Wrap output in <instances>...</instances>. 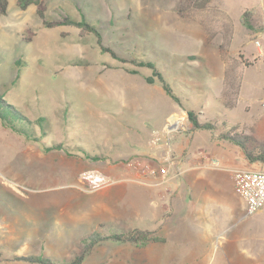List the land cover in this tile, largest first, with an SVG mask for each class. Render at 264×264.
<instances>
[{"label": "rangeland", "instance_id": "1", "mask_svg": "<svg viewBox=\"0 0 264 264\" xmlns=\"http://www.w3.org/2000/svg\"><path fill=\"white\" fill-rule=\"evenodd\" d=\"M6 1L7 13L0 16V96L27 120L18 125L21 135L0 122V260L38 264L17 258L32 255L49 259V264H70L90 246L81 264H166L171 258L161 257L160 244L108 240L92 244V235L112 236L134 227L127 218L114 217L110 195L115 193L108 194L111 203L102 193L113 185L90 191L79 178L89 170L116 181L135 175L130 166L138 160L133 156L138 147L133 135L153 133L165 112L153 107V91L151 96L138 93L143 107L130 114L119 104L122 85L108 81L107 70L128 68L145 79L150 69L136 64L149 61L161 71L182 108L204 107L205 120L211 115L221 122L242 120L241 112L228 115L221 107L219 85L203 65L195 62L194 70L187 67L184 56L200 52L202 46L174 29V22L185 17L179 12L184 3L46 2L47 20L69 17L87 22L114 58L99 48L93 33L73 25L46 28L36 15V5L21 10L18 0ZM228 1L237 7L253 0ZM258 110L253 103L250 115ZM244 132L253 141L248 148L264 146L260 130L251 131L254 135ZM58 145L62 147L56 149ZM242 152L213 158L215 168L227 175L235 168L249 169L251 163ZM255 169L264 172V163L256 162Z\"/></svg>", "mask_w": 264, "mask_h": 264}, {"label": "crops", "instance_id": "2", "mask_svg": "<svg viewBox=\"0 0 264 264\" xmlns=\"http://www.w3.org/2000/svg\"><path fill=\"white\" fill-rule=\"evenodd\" d=\"M210 8L222 12L232 29L227 60L223 59L219 48L223 37L220 34L210 35L207 24L179 17L174 22V29L188 42L201 44L200 52L184 56L188 61L187 67L194 70L193 65L198 62L208 70L209 78L219 85L216 95L221 107L228 111V115L235 111L242 113L241 121L225 120L224 124L232 132L247 138V143L251 145L253 141L244 131L253 134L251 131L260 130L264 134V117L260 108L264 99V57L261 56L264 51V0H253L251 4L237 7L228 0H213ZM244 12L254 15V29L249 30L243 23ZM217 19L219 17L214 20ZM225 20L223 22L226 23ZM254 39L260 40V47L254 45ZM229 61L236 62V69L230 72L236 80L238 95L235 105L227 109L223 87L229 72ZM107 71L108 81L122 85L119 104L130 114L143 107L138 97L141 92H149L151 96L154 91L153 107L165 109L153 133L146 136L134 133V144L138 147L133 150V156L154 167L165 165L167 175L150 177L132 174L130 178L119 177L113 187L102 190L110 203V196L114 198V217L127 218L134 227L132 230H143L163 238L162 242L153 245L162 246L161 257L171 258L166 264H264V211L246 214L245 203L234 192L231 173L227 175L208 163L215 157H226L242 149L219 138V131L192 130L190 124L188 134H173L167 148L162 137L166 123L174 116H186L188 111L194 110L182 108L168 97L158 83L149 85L144 78L132 75L124 68ZM253 103H257L259 108L254 116L250 115ZM194 112L199 114L202 122L223 123L214 115L205 120L204 107ZM241 130L243 133H239ZM158 137L160 141L155 142ZM255 163H251L247 170H256ZM111 191L116 197L114 194L108 196ZM3 263L0 260V264Z\"/></svg>", "mask_w": 264, "mask_h": 264}, {"label": "trees", "instance_id": "3", "mask_svg": "<svg viewBox=\"0 0 264 264\" xmlns=\"http://www.w3.org/2000/svg\"><path fill=\"white\" fill-rule=\"evenodd\" d=\"M48 0H18V6L19 9L25 10L30 5H36V15L40 19L41 23L46 28H52V27H59V26H66V25H73L75 27L81 28L87 32L93 33L96 40L97 45L103 52H108L112 55V57L116 58L115 53L112 52L110 48L104 47L101 43V38L99 37V33L97 30L94 29L93 26L88 24L85 21L77 22L73 18L64 17L61 20H47L45 14L47 13V2ZM213 0H182L184 5L181 6L179 9L180 13H183V16L189 17L190 19L199 20L202 23H205L208 25L207 31L209 34H220L222 38V43L220 44V51L223 56V59L227 60V50L232 34V29L229 23L227 22L226 16L220 12L219 10L215 8H210L209 4ZM8 4L6 0H0V16L5 15L7 13ZM219 20H214L215 18H218ZM226 21L223 22V21ZM254 15L249 12H244L243 14V23L246 25V27L251 30L252 28H255V22H254ZM214 27H217L214 29ZM263 32H264V24L262 26ZM120 60V59H119ZM125 61V60H120ZM229 69L227 71V75L224 78V87H223V98H224V106L225 108L229 109L233 107L237 100L238 95V86L237 83H235V79H233L231 76L230 71H234L236 69V62L235 61H229ZM19 63H17L18 65ZM246 65V64H245ZM138 67H146L150 69L151 74L145 77L146 83L149 85H152L154 83H158L162 86V88L165 90L166 94L169 98H171L173 101H175L178 105H180V102L178 98L174 95V92L171 90V88L166 83L165 79L161 75V71L156 67V65L150 63L149 61L145 62H138L136 64ZM127 72L131 73L132 75L139 74L136 70H131L126 68ZM199 114H197L194 111H188L186 113L187 121L191 126V129H205L208 131H219L218 136L219 138L223 139L224 141H227L229 143L235 144L236 146H239L242 149V154L246 161L249 163L253 162H261L264 163V146H255L253 148H248L249 144L247 143V138H243V136L236 134V132H232L231 129L227 127L226 124L220 123L215 124L213 122H205L200 121ZM27 119L21 115L17 110L16 107L7 102L2 96H0V122L10 128L11 130L15 131L17 134H22L21 127L18 126L20 123L26 121ZM62 147L61 145H58L56 149H60ZM88 158H91L93 161H98L99 158L91 157L88 154ZM89 240H92V244L101 242V241H118V242H127L129 244L135 245V246H144L145 244L149 243H158L162 242L163 238H161L158 235H154L152 233L134 229L129 232L124 231L118 234H114L112 236L108 235H99V237H93L90 236ZM92 247L87 246L86 251L85 249L81 250V252L76 256L74 261L70 262V264H81L84 260V257L86 255L85 252L88 250L90 251ZM20 260L32 262V263H38V264H49L50 260L43 257L38 256H32L28 255L25 257H17Z\"/></svg>", "mask_w": 264, "mask_h": 264}, {"label": "built area", "instance_id": "4", "mask_svg": "<svg viewBox=\"0 0 264 264\" xmlns=\"http://www.w3.org/2000/svg\"><path fill=\"white\" fill-rule=\"evenodd\" d=\"M255 46L260 47L261 43L259 39H254ZM264 43V39H263ZM264 57V51L261 54ZM260 108L262 116L264 117V99L260 102ZM189 123L187 116L184 114L181 116H174L164 126L162 131V137L165 140L167 148L171 144V136L175 133L188 132ZM160 137L156 138L155 142L160 141ZM210 167H216L214 160L208 161ZM131 170L136 176H150L164 177L167 175V167L165 165H158L152 167L150 165H143L141 160H135L131 164ZM231 178L234 185V192L238 195L246 205V214L252 215L257 211H264V172L261 170H247L242 168H235L231 171ZM80 181L86 184L90 191H94L105 186H111L116 184L115 179H111L98 171H85L80 175Z\"/></svg>", "mask_w": 264, "mask_h": 264}]
</instances>
